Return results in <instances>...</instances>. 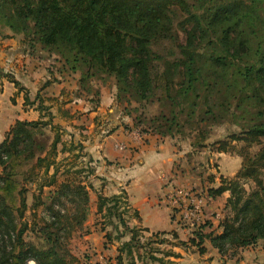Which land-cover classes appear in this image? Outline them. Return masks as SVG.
Returning <instances> with one entry per match:
<instances>
[{
	"label": "trees",
	"instance_id": "obj_1",
	"mask_svg": "<svg viewBox=\"0 0 264 264\" xmlns=\"http://www.w3.org/2000/svg\"><path fill=\"white\" fill-rule=\"evenodd\" d=\"M2 27L22 35L30 48L41 46L59 55L70 73H80L82 88L92 78L105 76L116 80L118 97L147 102L164 95L172 106L170 115L150 121L144 135L174 137L183 131L181 114L192 128L197 122L220 123L227 116L240 124L238 119L248 115L241 137L233 135L231 140L259 144L264 139V0H0ZM180 30L186 34L184 42ZM196 117L200 120L195 121ZM57 126L50 117L19 121L0 144V264H73L62 233L70 225L85 223L90 198L82 181L66 179L54 187L62 143ZM48 127L57 132L50 144L38 139L46 136ZM198 142L192 147L202 144ZM73 149L63 144L61 151ZM26 161L33 164L31 170L43 169L46 176L54 169L48 185L40 184V196L34 197L32 205L33 211L44 206L50 216L39 231V245L24 240L28 225L21 223L28 190L25 183L19 185L17 174L22 167H17ZM263 172L264 147L244 156L234 179L221 177L220 187L210 189L212 198L230 193L225 207L231 214L221 221V232L197 233L190 240L200 254L206 253V241L221 256L232 258L264 241ZM30 175L25 174L26 183L32 180ZM243 181L254 182L255 188L247 191ZM46 187L54 188L49 195ZM69 193L79 199L81 216L74 220L56 209ZM16 194L19 215L7 200ZM43 197L49 202H43ZM124 199L125 191L113 197L99 194L97 213L103 214L109 206L110 218ZM133 216L140 219L134 209ZM120 223L129 230L127 221L122 218ZM130 246L131 242L126 243L124 250Z\"/></svg>",
	"mask_w": 264,
	"mask_h": 264
},
{
	"label": "rangeland",
	"instance_id": "obj_2",
	"mask_svg": "<svg viewBox=\"0 0 264 264\" xmlns=\"http://www.w3.org/2000/svg\"><path fill=\"white\" fill-rule=\"evenodd\" d=\"M1 29L4 30L0 32L2 35L9 30L3 27ZM180 37L181 41L184 42L186 34L182 30H180ZM24 43L32 53L37 54L42 52L45 57L50 58V70L54 72L57 71L62 76L63 73L69 76V70L66 68L64 60L59 55L43 50L41 46L30 48L28 41H24ZM34 49L36 50L32 51ZM76 75L77 78L71 75L72 78L69 80L71 83L69 86L70 88L64 89L62 92L64 97L63 101L69 99L66 104L72 105L67 113H71L76 107L77 112L75 118H70V116L64 114L66 108L63 110H59L60 108L54 109V113L61 118L56 120V122L58 124L60 122L61 125L57 126L59 127L58 135L62 141L61 145L67 143L69 145L68 148H74L72 151L73 156L71 155L70 158L71 162L64 163L57 160L56 164L59 169V174L57 175V182L54 187H57L58 183L60 184L66 179L82 181L88 188L90 198L87 206L88 216L85 223L81 227H77L73 224L72 228L70 225L68 227L69 231L62 233V237L65 238L64 245L70 253V259L73 261V264L196 263L195 260L199 259V248L192 245L190 240L196 237L197 233L207 235L212 231L218 232V227L215 226V224L208 223L205 228H202V232H197L199 231L198 228H191L185 223H183L181 228L178 226V229H182L180 232L175 230L171 232H153L144 228L138 219L133 218V208H130V205L126 206V203H128L126 199L123 201L121 200L118 204L119 208L117 212L115 211L110 218L107 213L109 206L106 207L103 214H98V195L103 194L107 197H113L115 195L111 193L112 190H110V185L107 180L104 178V180H102L101 176H98L96 180L93 179L94 181L91 182L90 178L93 176L94 170L91 169L90 157L87 155L85 158H79L80 155L86 153V149L94 145L99 139L102 140L105 136L118 130V128L123 127L127 130L137 129L139 132L144 130L148 131L150 121H155L156 119L158 121L163 115H170L172 110L170 102L161 94L155 99L147 102L134 101L130 96L118 97L116 80L105 76L104 78L101 76L92 78L87 82L85 85L86 87L82 88L78 82V79L81 77L80 73ZM78 99L80 102H77ZM98 107H101L100 110L97 109ZM95 109H97V114H91L92 110ZM236 113L240 115V112ZM182 117L181 114L180 123L184 125L183 131L181 133L176 132L172 138H167L172 139L177 147L191 150L187 158L190 165L194 163L195 167L191 170L193 178L190 177L192 176L190 174L188 175L189 179H186L182 185H174L171 189L176 187L193 189L198 195L206 197L207 200L212 199L210 193L213 190L210 189H216L215 186L217 184L215 179L218 176L214 175L213 171L218 173L222 172L224 175L235 174L238 170L242 169L244 156L255 155L264 147V139H262L259 144H249L245 141L231 140L233 135L241 137L239 134L242 132L244 123L247 121L246 119L249 118L248 115L245 116L244 120L238 119L240 124L236 123V120H234L232 116H227L222 122L217 124L207 125L202 123V125H200L197 122L193 128L188 126V122L185 120L186 116ZM199 120V117L195 118V121ZM45 133V137L38 136V139L49 140L48 142L50 144L54 140L57 132L54 133V131L48 127ZM206 134L208 135L207 139L205 141H200L201 137ZM137 135L135 137H137ZM197 141L202 144L192 147V144ZM81 142H84L85 145ZM59 149H62V146H60ZM222 149L225 153L218 152ZM200 158L201 160H199ZM68 165H70L69 168ZM32 166H30L29 161L18 166L17 169L20 167L22 168L19 169L17 180L19 179L20 186L25 183L24 185L28 190L26 194L27 211L21 221V223L28 225V231L25 233L24 240L28 243L32 242L39 245V237L41 236L39 231L43 225L50 220V216L44 206H39L33 211L32 205L35 203L34 197L40 196V184L48 185L47 183L51 181V174L54 172V169L51 170L49 176H46L43 174V169L40 170L37 168V171L36 168H33L31 170ZM93 167L97 168L98 165L94 162ZM219 168H221V170H219ZM66 169H70L69 171L71 173L66 175L65 171H68ZM2 171L3 168L0 165V175ZM30 173L31 175L29 177L32 180L26 183L24 181L25 174L28 175ZM184 173L187 174V171L185 170ZM234 178L235 176L233 178L228 177L227 179ZM261 179L264 182V172ZM242 183L247 191H251L255 188V184L252 181H243ZM51 189L53 190L54 188ZM51 189L46 187L44 189L45 194L49 195ZM216 198H222L224 201L223 195L215 197L214 199L216 200ZM7 200L15 213L19 215L20 198L18 194L7 198ZM161 200H163V197ZM227 200L224 202V206L218 207L223 218L231 214L230 210L225 207ZM42 201L49 202L46 197H43ZM78 202L79 199L74 196V194L69 193L67 198H61L56 209H59L63 215L70 217V219L73 218L74 220L76 216H81V213L77 210ZM122 218L127 221L129 230H126L120 223V219ZM132 229L136 232L133 233ZM184 229L186 230L185 232L183 231ZM133 237L134 240L132 241ZM129 242H131V246L124 250L123 246ZM259 243H261V247H264V241H260ZM194 257L197 258L194 260Z\"/></svg>",
	"mask_w": 264,
	"mask_h": 264
},
{
	"label": "crops",
	"instance_id": "obj_3",
	"mask_svg": "<svg viewBox=\"0 0 264 264\" xmlns=\"http://www.w3.org/2000/svg\"><path fill=\"white\" fill-rule=\"evenodd\" d=\"M1 31L4 30L0 28ZM37 54L27 48L21 35H15L10 30L3 35L0 33V144L19 121H48L50 117L53 125L61 126L60 122H56L61 118L54 113L55 108H66L64 114L75 118L76 107L71 113H67L72 105L66 104L69 99L63 101L62 92L70 88L71 75L74 78L77 75L69 72V76L66 73L62 76L57 71L50 70V58L45 57L42 52ZM76 84L78 85L77 82ZM97 109L92 110L91 114L96 115ZM137 132V129L118 128L102 140L99 139L79 158L87 155L90 157L91 169L94 170L91 182L101 176L102 180H107L112 194L119 195L121 191H125L130 208L138 211L140 224L144 228L153 232H180L182 229H178L164 195L172 186L182 185L189 179L188 175L195 167L194 163L190 165L187 158L191 150L181 149L172 139L156 134H143L145 140L142 141L137 138ZM81 143L85 145L84 142ZM64 145L67 148L69 146L67 143ZM121 145H129L132 149L120 150ZM60 146L63 147L61 144ZM71 155L73 156L71 151L60 149L58 161L69 163ZM94 162L98 165L97 168L93 167ZM185 170L187 174L184 173ZM238 171L232 175L213 171L214 175H218L215 188L220 187L222 176L233 178ZM191 175L193 178V174ZM229 197L227 192L223 194L224 201L222 198L209 199L207 213L220 212L218 207L224 206ZM206 242V253L202 255L198 252L199 259L195 260L197 257H194V264H264V247H261V243L240 250L238 256L232 258L221 256L209 241Z\"/></svg>",
	"mask_w": 264,
	"mask_h": 264
},
{
	"label": "built area",
	"instance_id": "obj_4",
	"mask_svg": "<svg viewBox=\"0 0 264 264\" xmlns=\"http://www.w3.org/2000/svg\"><path fill=\"white\" fill-rule=\"evenodd\" d=\"M138 138L145 140L142 132H137ZM120 150L132 149L129 145L119 146ZM164 200L174 214V220L178 226L186 225L191 228H200L208 223L215 224L219 227L223 216L220 212L214 214L207 213V205L209 200L206 197L198 195L193 189L188 188H173L169 189L165 195Z\"/></svg>",
	"mask_w": 264,
	"mask_h": 264
},
{
	"label": "clouds",
	"instance_id": "obj_5",
	"mask_svg": "<svg viewBox=\"0 0 264 264\" xmlns=\"http://www.w3.org/2000/svg\"><path fill=\"white\" fill-rule=\"evenodd\" d=\"M29 264H35V261H29Z\"/></svg>",
	"mask_w": 264,
	"mask_h": 264
}]
</instances>
